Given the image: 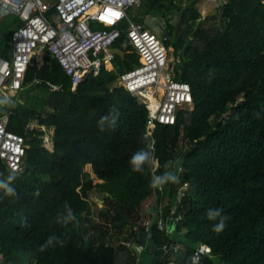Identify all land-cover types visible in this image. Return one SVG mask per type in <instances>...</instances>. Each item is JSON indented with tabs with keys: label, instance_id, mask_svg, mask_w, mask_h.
Instances as JSON below:
<instances>
[{
	"label": "trees",
	"instance_id": "obj_1",
	"mask_svg": "<svg viewBox=\"0 0 264 264\" xmlns=\"http://www.w3.org/2000/svg\"><path fill=\"white\" fill-rule=\"evenodd\" d=\"M200 3L142 0L139 13H130L140 23L147 16L163 19L164 45L169 49L175 39L174 79L192 92V107L179 109L175 124L158 123L155 130L156 173L179 178L163 191L150 187L153 162L143 172L130 164L134 153L151 149L144 138L147 108L117 83L140 64L134 49L125 47L127 32L116 45L127 56H117L114 70L104 67L75 90L49 48L36 51L23 89L12 105L0 106V118L10 115L9 130L27 139L20 173L0 158V179L15 177L14 195L0 189V264H133L106 239L109 227L96 220V194L104 201L101 216L126 230L131 242L152 217L145 208L150 198L165 203V223L167 200L176 202L182 227L174 238L154 227L157 243L171 246L152 264H191L201 245L211 251L198 264H264V0H223L206 18ZM9 33V25L0 31V54L9 55ZM102 117H109L103 130ZM168 162L172 167H165ZM68 208L75 219L63 223ZM213 208L227 217L219 234L213 231L218 219L207 215ZM51 236L57 241L43 247Z\"/></svg>",
	"mask_w": 264,
	"mask_h": 264
},
{
	"label": "built area",
	"instance_id": "obj_2",
	"mask_svg": "<svg viewBox=\"0 0 264 264\" xmlns=\"http://www.w3.org/2000/svg\"><path fill=\"white\" fill-rule=\"evenodd\" d=\"M213 1L217 7L223 4V0ZM140 4L141 0H0V23L6 22L11 32L9 55L0 54V95L10 98L21 92L33 57L42 47L49 48L59 60L75 90L89 75H100L104 67L114 70L109 68L117 57L114 48L127 32L125 47L134 49L140 64L125 71L117 83L149 112L144 138L150 144L153 174L157 175V125L175 124L179 109L182 105L192 107L193 98L190 85L174 79L168 50L159 36L131 17ZM9 120L10 115L0 118V158L11 172L20 173L27 155V139L9 130ZM165 207L162 203L157 211L161 230L165 226ZM152 222H145L147 231ZM210 251L208 246L203 252L198 249L194 254L198 263Z\"/></svg>",
	"mask_w": 264,
	"mask_h": 264
},
{
	"label": "clouds",
	"instance_id": "obj_3",
	"mask_svg": "<svg viewBox=\"0 0 264 264\" xmlns=\"http://www.w3.org/2000/svg\"><path fill=\"white\" fill-rule=\"evenodd\" d=\"M12 103L13 102L8 97H4L3 99H0V106L6 105V104L12 105ZM108 120H109V117L101 118V121H100L101 130H103V125ZM112 122L114 123V120ZM152 160H153L152 152L149 150L141 149L132 155L130 164L132 165L133 171L143 172L145 170V166L150 165L152 163ZM165 167L166 168L172 167V163L171 162L166 163ZM14 179L15 177L13 175H9L6 179H0V189H3L6 195L15 194V189L10 186ZM178 182H179V178L176 174H174L172 171H165L164 173L160 175L152 176L151 181H150V187L153 189L163 190V187L166 184L178 183ZM207 215L209 219L211 220L218 219L219 222L214 225L213 231L218 234L221 233L226 226L227 217H224L221 214L220 209L218 208L209 209ZM155 216H157V213ZM74 219H75L74 214L72 213L71 209L68 208L67 215L63 216L62 218L63 223H69ZM56 241H57V237L51 236L46 242V245H44L43 247H47L48 245H53L54 242ZM60 243H62V241H60ZM43 247H42V250H43ZM206 248H207L206 245H201L199 252H203ZM192 264H198V259L196 256L192 258Z\"/></svg>",
	"mask_w": 264,
	"mask_h": 264
},
{
	"label": "crops",
	"instance_id": "obj_4",
	"mask_svg": "<svg viewBox=\"0 0 264 264\" xmlns=\"http://www.w3.org/2000/svg\"><path fill=\"white\" fill-rule=\"evenodd\" d=\"M200 7H201V5H200ZM163 29H164V32H165L164 24H163ZM116 48H119V47H116ZM126 53H128V52L126 51ZM113 67H114V65H113ZM114 69H115V67H114ZM4 116H8V115H4ZM30 127H32V126H30ZM53 133H54V128L52 130V140H51V142H53ZM163 189H164V187H163ZM160 191H163V190H160ZM92 200L94 202L98 203L101 206L99 208V211H97V209H96V211H97L96 220L99 222V225L101 224V225H105L106 227H109L106 239L109 242L113 243V245L119 246L122 249V259H124L125 262L128 261V262H131L133 264H152V261L156 257L154 250L150 251V250H148L149 248H145L144 250H142L140 252L136 251L133 248V246L138 245V241L137 242L127 241V232H126V230H120L118 228L113 227L111 224H108V222H106V219H104L101 216V210H103V206L102 205L104 203L102 197H100L99 194H96V197H93ZM167 201L169 202V208L171 209V212H172L177 207L176 202L173 199H170V198ZM157 204H158V197L155 196V197L150 198L146 202L145 208L148 209V210L149 209L151 210L152 206H156V208L158 209L159 205H157ZM152 215L153 216L148 218L146 220V222L148 220H153L155 215L154 214H152ZM99 225H98V227H99ZM165 226H164V229H165V231H166V233H167V235L169 237L174 238L175 236H177L176 235L177 231H175L173 234H169L167 232V226L166 227ZM99 229H100V227L98 228V230H96V236L93 235L94 237H96V239H99ZM176 248H179V245L176 246Z\"/></svg>",
	"mask_w": 264,
	"mask_h": 264
},
{
	"label": "water",
	"instance_id": "obj_5",
	"mask_svg": "<svg viewBox=\"0 0 264 264\" xmlns=\"http://www.w3.org/2000/svg\"><path fill=\"white\" fill-rule=\"evenodd\" d=\"M144 25L149 28L151 31L156 33L159 37L164 34L163 29V19L161 17H154V16H147L144 20ZM114 53L122 58H125L127 53L126 51L120 49V48H114ZM188 106L182 105V108H187ZM181 160H178L175 165V172L179 173L181 175V172L179 171L181 167ZM182 199V194L178 195V201L180 202ZM157 208L156 206H152L151 214L156 215ZM158 218L155 216L153 218L152 227L149 231H147L145 228L139 231L138 235V245L133 246V248L140 252L144 250L145 248L154 249L155 256L161 257L164 255V253L170 248L171 243H157L156 239L154 238V230L155 226L157 225ZM165 225L167 226V232L169 234H173L175 231H178L182 227V219L180 217V210L178 207H176L171 214L167 217ZM165 226V227H166Z\"/></svg>",
	"mask_w": 264,
	"mask_h": 264
},
{
	"label": "rangeland",
	"instance_id": "obj_6",
	"mask_svg": "<svg viewBox=\"0 0 264 264\" xmlns=\"http://www.w3.org/2000/svg\"><path fill=\"white\" fill-rule=\"evenodd\" d=\"M142 1V0H141ZM201 7H200V11L202 13V16L203 18H206V17H209V16H212L214 14V10L215 8L217 7L216 4L214 3V1L212 0H201V3H200ZM199 5V6H200ZM137 9V8H136ZM134 10V14L137 15V13H139V9L137 10ZM6 22H2L0 23V31H2L4 29V27H6ZM3 34V33H2ZM160 40L162 41V43L164 44L165 43V40L164 39H168V33L167 32H164V34L162 36L159 37ZM172 44H174L175 42V39L171 40ZM171 44L170 48L168 49V46H166L167 50H168V56H169V62H168V65L170 63H173L175 61V58H174V55H173V45ZM109 68L110 69H113V66L109 65ZM172 68L169 66V69ZM16 94H11L10 98H13ZM4 97H7V96H4V95H0V99H3ZM30 122V121H29ZM34 128L37 127V125H33ZM32 126V127H33ZM40 129V128H39ZM50 133L52 132V130L49 131ZM50 138H52L51 136H49ZM48 137V139H49ZM45 139V138H44ZM43 145H44V142H43ZM45 147L47 148H51L53 146V142H51V144L49 145H44ZM93 198V197H92ZM178 239L183 242V244H185L187 242V239L185 237H183V235H179L178 236ZM180 247H183L182 245H179V248ZM217 261L221 262V260L216 257L215 258Z\"/></svg>",
	"mask_w": 264,
	"mask_h": 264
},
{
	"label": "bare ground",
	"instance_id": "obj_7",
	"mask_svg": "<svg viewBox=\"0 0 264 264\" xmlns=\"http://www.w3.org/2000/svg\"><path fill=\"white\" fill-rule=\"evenodd\" d=\"M29 126H33V124L29 125Z\"/></svg>",
	"mask_w": 264,
	"mask_h": 264
},
{
	"label": "snow or ice",
	"instance_id": "obj_8",
	"mask_svg": "<svg viewBox=\"0 0 264 264\" xmlns=\"http://www.w3.org/2000/svg\"><path fill=\"white\" fill-rule=\"evenodd\" d=\"M114 15H118V14H114Z\"/></svg>",
	"mask_w": 264,
	"mask_h": 264
}]
</instances>
